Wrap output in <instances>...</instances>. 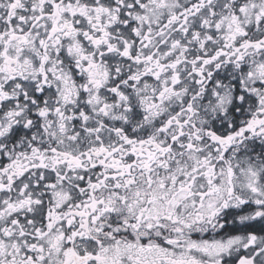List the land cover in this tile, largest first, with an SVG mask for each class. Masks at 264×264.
I'll use <instances>...</instances> for the list:
<instances>
[{
  "label": "snow or ice",
  "instance_id": "obj_1",
  "mask_svg": "<svg viewBox=\"0 0 264 264\" xmlns=\"http://www.w3.org/2000/svg\"><path fill=\"white\" fill-rule=\"evenodd\" d=\"M0 264H264V0H0Z\"/></svg>",
  "mask_w": 264,
  "mask_h": 264
}]
</instances>
